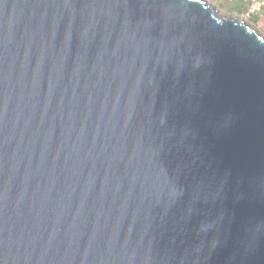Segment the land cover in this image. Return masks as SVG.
<instances>
[{
  "label": "water",
  "instance_id": "1",
  "mask_svg": "<svg viewBox=\"0 0 264 264\" xmlns=\"http://www.w3.org/2000/svg\"><path fill=\"white\" fill-rule=\"evenodd\" d=\"M0 264H264V38L201 0H0Z\"/></svg>",
  "mask_w": 264,
  "mask_h": 264
},
{
  "label": "rangeland",
  "instance_id": "2",
  "mask_svg": "<svg viewBox=\"0 0 264 264\" xmlns=\"http://www.w3.org/2000/svg\"><path fill=\"white\" fill-rule=\"evenodd\" d=\"M211 6L217 17H233L249 25L252 30L264 38V9L261 15H247L246 2L242 0H201Z\"/></svg>",
  "mask_w": 264,
  "mask_h": 264
},
{
  "label": "built area",
  "instance_id": "3",
  "mask_svg": "<svg viewBox=\"0 0 264 264\" xmlns=\"http://www.w3.org/2000/svg\"><path fill=\"white\" fill-rule=\"evenodd\" d=\"M246 2V14L251 16V15H256L261 12L262 9H264V0H242Z\"/></svg>",
  "mask_w": 264,
  "mask_h": 264
},
{
  "label": "crops",
  "instance_id": "4",
  "mask_svg": "<svg viewBox=\"0 0 264 264\" xmlns=\"http://www.w3.org/2000/svg\"><path fill=\"white\" fill-rule=\"evenodd\" d=\"M263 13V12H262ZM262 13L258 14V15H261Z\"/></svg>",
  "mask_w": 264,
  "mask_h": 264
},
{
  "label": "clouds",
  "instance_id": "5",
  "mask_svg": "<svg viewBox=\"0 0 264 264\" xmlns=\"http://www.w3.org/2000/svg\"><path fill=\"white\" fill-rule=\"evenodd\" d=\"M260 14V13H259ZM256 15H258V14H256Z\"/></svg>",
  "mask_w": 264,
  "mask_h": 264
}]
</instances>
